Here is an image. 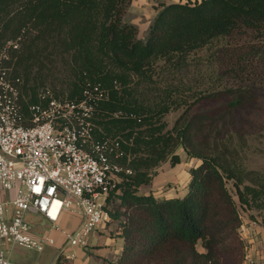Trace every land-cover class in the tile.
<instances>
[{
  "label": "trees",
  "instance_id": "1",
  "mask_svg": "<svg viewBox=\"0 0 264 264\" xmlns=\"http://www.w3.org/2000/svg\"><path fill=\"white\" fill-rule=\"evenodd\" d=\"M131 1L0 0V36H21L12 75L30 102L41 88L74 100L88 84L108 93L96 134L119 136L120 162L132 170L108 196L123 238L112 264H244L249 241L228 182L240 205L264 212V171L246 169L244 135L240 147L225 131L256 101L242 82L264 70V0L164 3L146 39L125 16ZM201 62L207 70H195ZM227 78L234 84H214ZM180 108L170 126L166 116ZM180 148L200 160L188 190L145 193L161 163L180 162Z\"/></svg>",
  "mask_w": 264,
  "mask_h": 264
},
{
  "label": "built area",
  "instance_id": "2",
  "mask_svg": "<svg viewBox=\"0 0 264 264\" xmlns=\"http://www.w3.org/2000/svg\"><path fill=\"white\" fill-rule=\"evenodd\" d=\"M20 46L21 36H0V264H19L11 259L18 247L42 251L56 243L51 233L35 231L36 215L51 223L50 230L63 232L69 245L84 243L92 230L112 220L108 196L122 173H132L120 162L121 138L96 134L105 89L88 84L74 100L41 88L30 102L21 78L12 75L11 58ZM66 213L80 216L76 228L60 227ZM240 217L243 232L241 212ZM248 223L253 227L257 221ZM247 250L244 264H254ZM62 257L73 255L59 251Z\"/></svg>",
  "mask_w": 264,
  "mask_h": 264
},
{
  "label": "rangeland",
  "instance_id": "3",
  "mask_svg": "<svg viewBox=\"0 0 264 264\" xmlns=\"http://www.w3.org/2000/svg\"><path fill=\"white\" fill-rule=\"evenodd\" d=\"M169 1L171 0H132L126 9L125 16L129 21L135 23L139 27V36L143 39H146L149 35L150 27L156 15L158 14L160 7L164 3H169ZM207 66L208 65L206 63L201 62V66H199L198 64L195 70H197L198 68L207 70ZM191 71H193V65H191ZM187 77H191V74H187ZM220 81H223V83L227 85L234 84V79L217 80V82H215L214 84H219L221 83ZM202 82L205 81L203 80ZM242 83L250 87L251 92L255 94L256 101L254 102L252 107L243 112L242 115L237 116V119L230 123V125L226 128L227 130L225 132L226 134H233L235 137L234 140H239V145H242L243 143L242 139H239V134L241 133L242 135H244L245 144L242 145L243 148L240 151L242 154L244 166L247 170H251L254 172H263L264 70L258 77ZM195 86L199 87V82L195 84ZM207 86L208 83H203L201 84L200 88ZM182 110V108L174 109L166 116V119L169 122L170 126L173 125L174 121L182 112ZM178 151H180V162L173 164L171 160H167L161 163V165L156 168V177L162 179L163 175L169 173V171L175 173L179 172L180 174L184 175L189 170L190 164L194 165L195 163L193 161L199 160L197 158L190 157L185 150H182V148H180ZM168 182L172 184L173 188H181L180 176H176L175 179L172 178L171 180H168ZM166 186L169 187L170 184H167ZM228 187L230 188L233 193V196L238 202L240 212L244 215L243 220H245L246 222L247 229H243V232L247 241H249L248 248L250 253L253 255L254 264H264V212L258 207H253L249 208V210H246L245 207L240 205L236 187L234 186L232 181L228 182ZM146 188L147 187L144 186L143 190H145ZM187 190L188 188L185 190V192ZM157 191L159 192L160 190ZM249 220H255L257 221V224H255L253 227H249ZM115 227V223H111L110 225H101L98 228L92 230L90 234L86 236L85 242L80 244L75 249L78 254V257L81 258V261H83L85 264H94L93 261L97 260V258L100 257L99 254L103 255L106 251L115 254L123 242V239L120 236L116 235ZM68 230H71V227ZM68 247L65 246V249H68ZM51 252L52 251L46 246L40 252H31V254L27 255H15L13 259L17 263L21 264H56V257L55 259H53ZM81 254L83 255L81 256Z\"/></svg>",
  "mask_w": 264,
  "mask_h": 264
},
{
  "label": "crops",
  "instance_id": "4",
  "mask_svg": "<svg viewBox=\"0 0 264 264\" xmlns=\"http://www.w3.org/2000/svg\"><path fill=\"white\" fill-rule=\"evenodd\" d=\"M176 1H180V0H171V1H169V3L170 2H176ZM182 150H184V149H182ZM178 154L180 155V151H178ZM192 158H195V157H192ZM193 162L195 163L194 165H197V163L200 162V160H198V161L194 160ZM194 165L190 164L189 169ZM176 176H180L181 188H177V187L173 188L172 184L168 182V180H171L172 178L175 179ZM189 181H190L189 170L184 175L180 174L179 172L175 173V172L169 171V173L163 175L162 179L155 176L152 183L145 185L147 187L145 190H143V187H144L143 186L142 190L145 193H151L152 192L156 197L161 196V195H178V194L182 195L185 193V190L187 189ZM167 184H170V186L167 187L166 186ZM157 190H160V191L158 192ZM31 219L34 223L35 231L37 233L49 232L52 234V236L55 237L56 243L54 245L47 246V248L52 251L51 252L52 258L55 259V257H56V262L58 260L57 253L59 251H62V252H65L67 254L73 255V257H71V258H63L62 257L61 258L62 264H85L83 261H81V258L78 257V254L75 250L79 245H76V246L69 245L66 241V237L63 234V232H61L60 230H56V229L50 230L51 229V223L49 221H47L45 218H43L41 215H36V216L32 217ZM79 222H80V216L78 214L66 213L60 221V227L66 229V230L70 229V227H71V230H72V229L77 227ZM110 224L111 223H108L107 225H110ZM115 233H116V235L120 236L116 231V227H115ZM65 246H67V247L69 246L68 249H65ZM122 246H123V242L115 254L105 250L106 251L105 254H103V255L99 254L100 257L97 258V260H94L93 263L94 264L95 263L96 264H112L114 261L117 260L119 254L122 250ZM31 252H40V251L18 247L12 253L11 259L13 261H15L13 259L15 255H27V254H31ZM82 255L83 254H81V256ZM19 264H21V263H19Z\"/></svg>",
  "mask_w": 264,
  "mask_h": 264
}]
</instances>
